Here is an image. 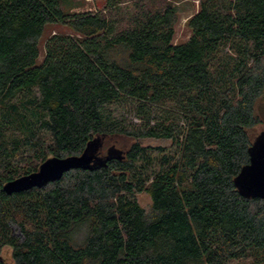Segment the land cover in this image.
<instances>
[{"label": "trees", "instance_id": "trees-1", "mask_svg": "<svg viewBox=\"0 0 264 264\" xmlns=\"http://www.w3.org/2000/svg\"><path fill=\"white\" fill-rule=\"evenodd\" d=\"M179 1L0 0V264L5 246L15 264H264V198L235 184L261 121L264 0H198L175 43ZM48 24L73 33L39 62ZM123 103L137 122L115 119ZM117 136L133 142L104 151ZM88 145L94 169L3 190Z\"/></svg>", "mask_w": 264, "mask_h": 264}, {"label": "rangeland", "instance_id": "rangeland-1", "mask_svg": "<svg viewBox=\"0 0 264 264\" xmlns=\"http://www.w3.org/2000/svg\"><path fill=\"white\" fill-rule=\"evenodd\" d=\"M87 2V9L95 10V8H102L107 0H84ZM179 12L177 15V21L175 24V36L174 42H183L186 41L190 36V29L187 26L188 18L196 12L199 7L198 0H180L177 2ZM55 32L61 33H73V30L65 25L60 24H48L46 25L44 32L40 38L39 46L41 51V56L39 58V62H41L44 58V44L46 39ZM111 110L113 112V116L118 121H121L123 124H129L131 121L137 122L138 118L134 115L131 111L130 106L127 103L117 104L111 106ZM256 110L258 115L260 116L261 121L253 126L250 130L252 138L255 141V138L259 136L262 132H264V91L261 97L258 99L256 104ZM133 141L122 136L106 138L104 141L105 150L107 147L116 144L121 149H126L130 146ZM140 142L143 145L150 146L153 151V155H155L158 150L155 149L156 147H165V149H170L173 146L171 140L168 139H158V138H143L140 139ZM139 203L146 209L150 210L152 206L151 197L148 193L142 192L137 195ZM12 231L13 234L17 237L21 236V230L17 224L12 223ZM2 257L8 264H15L13 258V249L11 246H5L2 249ZM248 261L239 262L235 264H246Z\"/></svg>", "mask_w": 264, "mask_h": 264}, {"label": "water", "instance_id": "water-1", "mask_svg": "<svg viewBox=\"0 0 264 264\" xmlns=\"http://www.w3.org/2000/svg\"><path fill=\"white\" fill-rule=\"evenodd\" d=\"M96 152L97 147L88 145L80 155L50 157L40 165L37 171L5 183L3 190L7 194H13L59 180L71 169H94L99 161ZM249 152L250 162L242 168L235 179V184L240 193L245 196L264 198V132L255 138Z\"/></svg>", "mask_w": 264, "mask_h": 264}]
</instances>
